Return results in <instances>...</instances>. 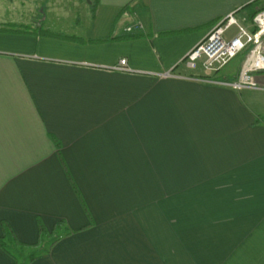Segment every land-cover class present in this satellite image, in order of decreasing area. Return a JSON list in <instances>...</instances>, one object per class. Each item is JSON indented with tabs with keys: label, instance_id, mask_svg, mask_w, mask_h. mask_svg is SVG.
Masks as SVG:
<instances>
[{
	"label": "crops",
	"instance_id": "1",
	"mask_svg": "<svg viewBox=\"0 0 264 264\" xmlns=\"http://www.w3.org/2000/svg\"><path fill=\"white\" fill-rule=\"evenodd\" d=\"M87 5L70 36L0 21V264L4 231L26 264H264V91L180 64L264 0Z\"/></svg>",
	"mask_w": 264,
	"mask_h": 264
},
{
	"label": "built area",
	"instance_id": "2",
	"mask_svg": "<svg viewBox=\"0 0 264 264\" xmlns=\"http://www.w3.org/2000/svg\"><path fill=\"white\" fill-rule=\"evenodd\" d=\"M231 27L236 32L228 37L226 34ZM141 26L135 24L134 29ZM132 27H127L130 32ZM243 55L235 80L222 83L235 91L262 90L258 86L256 75L264 73V8L258 9L251 19L250 26L240 24L234 13L227 15L217 22L206 37L193 47L180 61L186 69L195 71L201 68L208 74H216L227 66L238 55ZM112 70L132 72L126 59H120ZM162 79L185 78L181 74L166 71L158 75Z\"/></svg>",
	"mask_w": 264,
	"mask_h": 264
},
{
	"label": "rangeland",
	"instance_id": "3",
	"mask_svg": "<svg viewBox=\"0 0 264 264\" xmlns=\"http://www.w3.org/2000/svg\"><path fill=\"white\" fill-rule=\"evenodd\" d=\"M89 1L93 0H0V21L9 22L14 19V23H30L35 26L40 24L45 29L49 28L51 34L70 36L72 33L68 29L72 28L75 19L83 22L80 8L89 6ZM243 58V55H238L229 66L237 67ZM257 84L262 86L258 81ZM4 240L7 244L8 236L4 237ZM9 241L8 249L16 258L15 264L26 263L30 255L37 256L42 252L43 245L18 248L19 244L13 240L10 244Z\"/></svg>",
	"mask_w": 264,
	"mask_h": 264
},
{
	"label": "trees",
	"instance_id": "4",
	"mask_svg": "<svg viewBox=\"0 0 264 264\" xmlns=\"http://www.w3.org/2000/svg\"><path fill=\"white\" fill-rule=\"evenodd\" d=\"M255 3H252L251 5H254ZM250 4L248 5V6H251ZM264 8V7H263ZM259 9H262V8H259ZM257 11V10H256ZM256 11H253L252 13H251V16H250V18L252 19V17L254 16V14L256 13ZM235 80V79H234ZM7 236V232H5L4 231V237H6ZM4 237H3V239H2V241H1V245L3 246V248H4V250L13 258V260H14V262L16 263V261H15V257L13 256V253L8 249V241H7V244H5L4 242H5V240H4ZM10 251V252H9ZM36 257V255L35 256H33V255H30L29 256V259H28V261H31L32 259H34ZM27 261V262H28ZM26 262V263H27ZM26 263H23V264H26Z\"/></svg>",
	"mask_w": 264,
	"mask_h": 264
}]
</instances>
